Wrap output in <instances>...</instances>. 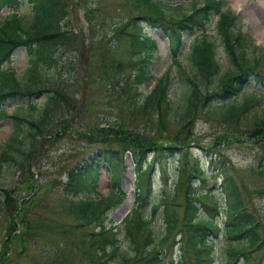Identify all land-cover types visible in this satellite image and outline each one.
<instances>
[{
    "label": "rangeland",
    "instance_id": "1",
    "mask_svg": "<svg viewBox=\"0 0 264 264\" xmlns=\"http://www.w3.org/2000/svg\"><path fill=\"white\" fill-rule=\"evenodd\" d=\"M170 4L187 6L190 0H169ZM226 5L239 15L242 30L247 32L254 43L264 48V0H225ZM65 18L64 33L53 46L58 55V67L53 83L43 85L40 91L25 93L24 97L12 96L5 100L3 108L7 113L18 112L32 117L29 103L41 108L47 98V88L58 92L56 102L48 113L41 133L27 147L30 153L22 166L7 164L0 178V189L9 194L10 205L0 203V264H104L92 252L91 226L82 224L78 215L71 212L63 192V182L67 172L78 165L90 162V155H96L100 174L95 191L108 195L112 181L109 163L100 153L107 149L115 150L122 158L118 187L123 197L114 196L112 208L108 212L107 224L121 223L133 206L136 178L132 151L128 144L130 138L140 142H184L178 148L162 147L156 153L146 152V162H153L151 174L152 196L146 211L152 217L157 238L162 234L163 223L159 210L153 212L150 205L157 195L170 193L176 178L181 155H185L189 168L195 160L201 166L204 179L193 177L194 190L213 189L218 199L224 200L221 190L224 174H228L238 185L244 201L259 221L261 235L264 236V133L251 125L234 120L224 121L219 116L207 114L208 107L200 104L195 116L181 123L177 116L170 121H161L139 112L132 106L134 90L126 80L133 69L130 35L133 31L131 18L139 13L131 0H62ZM3 7L0 17L10 13ZM16 11L26 17L31 10L25 0ZM215 14L205 25L204 31L183 32L178 60L188 65L187 54L190 44L201 34L217 44V56L226 65V55L216 32ZM143 32L151 35L156 43L149 60L150 73L159 77L169 72L171 84L168 89L172 101V112L179 114L186 82L174 64L171 47L174 45L164 27L168 23L153 25L139 20ZM142 32V33H143ZM4 66L13 68L18 75L27 66L26 47H16ZM264 74V67L259 68ZM122 71V72H121ZM122 73L126 80L121 79ZM22 75V74H21ZM154 78L141 84L140 90L147 92L154 84ZM262 83L252 75L242 92L223 101H217L214 94L208 95L215 106L221 102H241L244 96L253 93L259 96ZM211 103V104H212ZM24 105L25 107L17 108ZM163 109V108H162ZM264 111V100L251 105L244 115L260 114ZM14 128L11 116L0 119V147L8 139ZM128 139V140H127ZM262 163V164H261ZM118 198V200H117ZM186 201L184 193L169 199V209L175 216H181ZM161 207V206H160ZM201 214L212 213L211 204H204ZM207 211V213L205 212ZM223 229V217L214 216ZM85 222V221H84ZM123 223V222H122ZM158 247L175 263L180 234H174ZM209 231V230H208ZM122 248L127 241L120 232ZM209 233H211L209 231ZM97 238V236H94ZM214 243L215 264H223L226 240L210 234ZM137 250L141 238H136ZM261 251L252 253V264H257ZM132 264H137L134 261ZM264 264V256L262 258Z\"/></svg>",
    "mask_w": 264,
    "mask_h": 264
},
{
    "label": "trees",
    "instance_id": "2",
    "mask_svg": "<svg viewBox=\"0 0 264 264\" xmlns=\"http://www.w3.org/2000/svg\"><path fill=\"white\" fill-rule=\"evenodd\" d=\"M131 1L139 13L131 18L133 31L129 33L133 71L127 80L122 71L119 74L122 81L126 80L127 85L135 92L132 104L134 108L155 120L170 121L174 115L184 123L195 116L196 108L202 104V107H208L207 114L210 116H219L227 122L234 120L236 123L241 118L244 124L264 133V111L244 115L251 105L264 100V74L259 70L264 67V48L257 46L251 36L242 30L239 15L226 5L225 0H190L187 6L179 3L172 5L169 0ZM21 2L22 0H0V10L4 6L13 8L9 14L0 17V119L11 116L14 120L12 133L0 147V178L7 164L22 166L30 153L27 146L41 133V127L46 123L48 113L59 95L47 88V98L41 108L34 102L29 103V109L35 111L30 118L18 112L9 114L2 107L5 100L12 96L24 97L25 93L40 91L44 84L53 83L58 67V55L53 46L59 44L57 40L64 33L65 13L62 0H25L31 10L28 17L14 9ZM215 14L218 15L216 32L226 55L227 66L223 67V60L217 56L215 41L208 39L204 33L190 44L188 65H182L177 59V51L183 43L182 33L195 30L203 32L205 25ZM139 20L153 25L168 23L164 29L170 42L174 44L171 47L173 61L187 85L183 96L184 104L178 115L172 112V101L168 94L171 84L169 72L157 78L150 73L148 64L156 43L151 35L143 32ZM20 45L27 50V66L22 75L15 73L13 68L4 66L13 50ZM254 74L263 87L259 96L249 93L241 102H221L215 106L209 102L208 95L211 94L220 102L242 92ZM153 78V86L147 92H142L141 84ZM24 107L22 105L17 108L22 110ZM121 142L132 151L136 173L135 203L122 220L123 223L107 224L108 212L112 208L111 200L114 196H124L118 187L119 174L124 166L117 151H100L112 171V187L108 195L95 191L100 174L99 163L95 159L98 152L90 155V162L70 169L63 182L68 209L78 215L82 224L91 226V236H97H93L91 240L92 252L96 258L101 259L104 264H132L134 261L137 264H215L214 243L208 238L210 231L215 237L220 236L226 240L223 264H252V253L260 249L261 258L257 264H262L264 236L261 235L259 221L244 202L246 200L242 198L238 185L228 174H224L221 183V190L224 192L222 202L213 189L194 190L193 177L204 179L205 175L197 160L189 168L184 154L180 157L171 192L157 195L150 205L153 212L159 210V218L163 223L162 234L157 238L152 217L146 211V205L152 196L151 174L154 166L153 162H146V152L153 150L157 153L164 146L178 148L184 146V142H140L132 138L128 144ZM1 188L0 203L9 206V194L5 192L6 188ZM180 193L186 195V201L181 216H175L169 209L168 200ZM207 203L212 205L213 212L209 214L205 211L207 214L203 215L200 210ZM219 212L224 214L223 229L214 219ZM177 228L174 234L180 236L174 241L178 243L174 249L178 260L175 263L164 254L163 247L158 246ZM116 232H120L127 241L126 247L122 248L121 238ZM136 238L142 240L139 250Z\"/></svg>",
    "mask_w": 264,
    "mask_h": 264
},
{
    "label": "bare ground",
    "instance_id": "3",
    "mask_svg": "<svg viewBox=\"0 0 264 264\" xmlns=\"http://www.w3.org/2000/svg\"><path fill=\"white\" fill-rule=\"evenodd\" d=\"M261 11L264 12V7H261Z\"/></svg>",
    "mask_w": 264,
    "mask_h": 264
}]
</instances>
